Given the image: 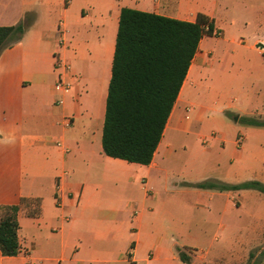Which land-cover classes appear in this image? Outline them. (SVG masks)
<instances>
[{"label": "crops", "instance_id": "0c3cea01", "mask_svg": "<svg viewBox=\"0 0 264 264\" xmlns=\"http://www.w3.org/2000/svg\"><path fill=\"white\" fill-rule=\"evenodd\" d=\"M123 7L190 22L202 13L215 26L214 34L200 42L148 165L107 156L102 146ZM32 12L34 22L22 39L0 54V204L40 198L41 214L33 217L21 208L23 251L14 256L0 251V264H186L178 247H196L170 242L169 225H179L181 234H189L192 223L219 219L222 228L239 231L241 220L230 216L238 217L245 209L250 192L258 200L248 232L258 237V243L264 242V196L254 193L262 192L198 186L206 181L264 183V177L251 176L257 163L264 161V125L243 120L256 116L264 120V105L208 103L222 92L221 69L249 65L248 46L239 39L247 35L248 26L264 25V4L259 0H0V25L17 24ZM248 12L255 18L241 22L239 15ZM221 32L225 38L215 36ZM57 56L71 65V72L64 75L65 90L56 88ZM196 64L203 66L198 77L193 73ZM234 75L236 84L230 93L253 102L248 79L258 78L256 86L264 87V72ZM194 76L192 86L188 79ZM66 117H71L70 124ZM185 135L197 138L181 139ZM197 233L198 238L207 237L205 228Z\"/></svg>", "mask_w": 264, "mask_h": 264}, {"label": "trees", "instance_id": "16d2710c", "mask_svg": "<svg viewBox=\"0 0 264 264\" xmlns=\"http://www.w3.org/2000/svg\"><path fill=\"white\" fill-rule=\"evenodd\" d=\"M120 11L102 146L107 156L148 165L164 135L200 42L204 36L214 34L215 26L202 13L190 22L131 7ZM33 22L26 16L17 24L0 25V54L19 42ZM243 120L254 126L264 125V120L257 118ZM198 186L257 189L264 193L260 180L240 184L206 181ZM22 207L38 217L41 199L22 197L17 204H0V251L4 256L23 251L18 215ZM260 255L264 257V250ZM179 256L186 264H193L184 251L179 250ZM250 256L253 258L254 254Z\"/></svg>", "mask_w": 264, "mask_h": 264}, {"label": "rangeland", "instance_id": "374dc122", "mask_svg": "<svg viewBox=\"0 0 264 264\" xmlns=\"http://www.w3.org/2000/svg\"><path fill=\"white\" fill-rule=\"evenodd\" d=\"M259 3L264 4V0H259ZM34 17V12L27 15L28 20H32ZM254 18L255 17L251 14V12L239 15L240 21L243 22L244 20L243 23ZM225 26L226 25L224 24V27ZM245 29V31H247L245 34L247 35H243L239 40L242 44L248 46L246 55L250 59L249 65L246 67L245 65L229 64L227 68L225 67L221 69V74H224L221 80V83L223 84L221 86L222 92H219L217 96H213V98L208 101L209 104L226 106L231 103L235 106H241L243 108L250 107V105L254 106L256 104L264 105V87L259 88V85L258 87L256 86L259 83L258 78L255 79L253 77H249L248 79L250 86L253 87V94L251 97L254 99L253 102L250 101L249 97H245L244 95L242 96L240 94L230 93L231 87L236 84V80L231 77V75L235 76L234 72H245L247 70L254 73L264 72V25H262V27L256 26L253 28L248 26ZM215 36L217 38H225V34L222 32L221 34H215ZM201 67H203L201 64L195 65L193 73L196 77L203 73ZM195 79V76L193 77V80L189 78L188 83L193 86ZM255 87H257V90ZM209 130L210 128H208L207 131ZM249 136L256 137V135L252 133H249ZM195 138L197 137L193 135H185L181 139L192 141ZM181 139H179V142ZM176 161L178 163L181 162L179 159ZM251 176L264 177V161H259L257 163L254 171L251 173ZM251 193L253 192H250L249 196L246 197V207L241 213H238V217L234 215L230 216L231 218L235 217V219H238L239 221L241 220L239 225L242 229L239 231L235 230L231 232L228 230V227L222 228L220 225L221 220L219 219H217L218 221L215 223L211 224H207L203 221H196L191 224L192 228L190 229L189 234H181V229L178 228L179 225L170 224L168 228L170 242H176L179 245H195L196 248H190L188 246L184 248L178 247L177 249L184 251L191 259H193V261L191 260V263L195 261L198 264H253L254 262H258L260 264V261L262 260L260 253L264 250V242L258 243V237H253L248 232L252 223H254V217L251 215L252 207L258 200V197H256L257 194L255 195ZM254 193H258L261 197L264 196V194L259 192ZM199 228L202 230L204 228L206 229V238H198L197 229ZM251 251H253L252 254H254L253 258L249 255Z\"/></svg>", "mask_w": 264, "mask_h": 264}, {"label": "built area", "instance_id": "2783aa9c", "mask_svg": "<svg viewBox=\"0 0 264 264\" xmlns=\"http://www.w3.org/2000/svg\"><path fill=\"white\" fill-rule=\"evenodd\" d=\"M55 68L58 69L60 71L59 73V80L56 84V88L58 90H65L68 87V83L65 82L64 80V75H66V73L71 72V65L68 61H66L64 58L57 56L56 60H55ZM58 103H62L63 99H58L57 100ZM72 122L71 117H66V123L70 124Z\"/></svg>", "mask_w": 264, "mask_h": 264}]
</instances>
